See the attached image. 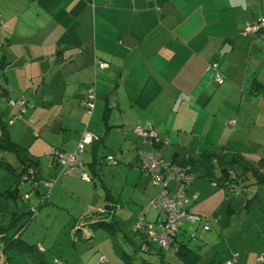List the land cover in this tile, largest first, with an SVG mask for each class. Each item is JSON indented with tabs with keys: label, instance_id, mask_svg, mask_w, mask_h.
<instances>
[{
	"label": "crops",
	"instance_id": "1",
	"mask_svg": "<svg viewBox=\"0 0 264 264\" xmlns=\"http://www.w3.org/2000/svg\"><path fill=\"white\" fill-rule=\"evenodd\" d=\"M261 18L264 0H0V122L11 141L26 149L36 173L19 178L23 165L0 151V161L12 169L0 167V228L15 222L0 236L27 223L18 240L41 249L45 261L50 247L60 252L52 259L61 264L126 262L129 256L113 236L140 250L143 241L133 226L131 234L122 228L135 224L158 194L137 158L148 146L133 134L137 126L151 127L165 161L216 154L247 178L246 192L233 195L209 183L221 177L217 158L214 175L194 173L185 191L186 209L217 221L206 232L200 225H182L174 249L188 245L199 257L196 264H226L233 256L235 264H259L264 206L255 205L264 186L256 184L251 169L264 163V40L243 31ZM216 73L223 78L220 84ZM93 84L95 109L87 129L95 141L82 155L88 183L58 176L49 156L53 150H75L87 121L80 101ZM11 99L24 101V112L8 106ZM16 114L20 118L10 123ZM109 158L116 163L107 164ZM56 176L46 189L43 182ZM67 197L73 198L70 205L64 203ZM107 204L116 207L107 220L112 235L103 230L108 248L101 238L96 243L95 230L102 229H91L98 221L94 214ZM29 209L32 219L25 220ZM60 210L67 212L63 227L73 229L71 237L64 235L61 242L59 229L53 243L30 244L28 235L55 223ZM158 217L154 209L144 215L147 222ZM7 244L0 237V264H33ZM103 248L109 252L101 263ZM147 249L149 257L165 263L164 251Z\"/></svg>",
	"mask_w": 264,
	"mask_h": 264
},
{
	"label": "built area",
	"instance_id": "2",
	"mask_svg": "<svg viewBox=\"0 0 264 264\" xmlns=\"http://www.w3.org/2000/svg\"><path fill=\"white\" fill-rule=\"evenodd\" d=\"M243 33L251 35H259L264 40V18L250 24L244 28ZM103 64H98V68L103 69ZM223 78L219 73L215 75V82L222 83ZM1 87V86H0ZM10 107H17L19 112H24L26 104L22 100H8ZM80 106L84 110L87 118L84 131L79 135L75 150L71 153L53 150L50 154V161L59 167V174L82 179L90 182L88 174L86 173L82 155L85 148L95 141V136L87 129L91 115L95 109V86L89 85L86 87L84 97L80 101ZM15 118H20L19 114ZM13 120L10 122L12 123ZM232 123V122H231ZM135 137L141 141L142 144L148 146V150H138L137 158L139 161L140 171L146 175L151 183L158 188L157 196L150 200L148 204L141 210L138 219L133 226V232L140 234L143 239L152 245L158 246L162 250H171L172 245L181 230L184 223L203 224V228L208 229L210 222L217 221L213 217H202L189 212L186 209L185 191L188 185L193 181V176L189 174V166L171 165L163 159L159 151L155 149L159 144L156 132L151 127H135L133 129ZM106 163L114 165L116 162L112 158L106 159ZM26 179L33 176V167L25 166ZM56 178L43 182L46 189H50L56 182ZM231 179H235L234 174L231 173ZM175 183V189L170 190V184ZM213 187L216 183L211 184ZM232 194H236L239 189L230 187ZM196 198V196L194 197ZM116 208V207H115ZM148 209H154L160 215L153 223H148L144 220V214ZM34 210V209H33ZM31 211L32 214L34 211ZM115 210V209H114ZM96 214H105L102 209ZM193 237V236H191ZM146 243L141 250L145 251ZM39 251H42L39 249ZM256 260L259 264H264V252L257 256ZM100 262L104 263L105 259L100 258ZM54 264H61L58 259L53 261ZM236 256H233L226 264H235Z\"/></svg>",
	"mask_w": 264,
	"mask_h": 264
},
{
	"label": "trees",
	"instance_id": "3",
	"mask_svg": "<svg viewBox=\"0 0 264 264\" xmlns=\"http://www.w3.org/2000/svg\"><path fill=\"white\" fill-rule=\"evenodd\" d=\"M149 1H153V0H149ZM97 67H98V65H97ZM15 116H17V114ZM142 145L144 146V144H142ZM158 147L159 146L155 147V149L157 151H159ZM0 151L13 154L16 157V159L23 165V170H20L19 174H18L19 178L21 176L25 175V173H26L25 166L26 165L31 166V167H33L35 165V163H33L32 161H29V158L27 155L28 153H27L26 149L11 141L9 134H8V131L6 129V126H5V124H3V122L2 123L0 122ZM215 159L217 160L216 162H218L221 177L218 180H212L209 183L210 184L216 183V185H215L216 187L223 188L226 192H228V194H232V192L230 191L231 186L239 189V191L236 193L237 195L243 194L244 192H246V187H242L243 186L242 183L247 180L245 175L244 174L239 175L238 173L235 172V168L233 167L234 164H232L231 160L225 161L224 157H220L216 154L201 156L200 158H197V159L186 158V159L180 160L179 162L174 161V162H168V163H170L171 165H178V166H182V167L183 166H189L190 167L189 174H191L193 176V180H194V173H196L197 171H202V173L204 174L205 177H209L211 175H214L213 174L214 168L212 167V161H214ZM0 167L5 168L9 171H12L11 167L4 161H0ZM251 171L253 173V177H254L256 184L264 186V163L258 162V165L255 168H252ZM231 173L234 174L235 179H231ZM35 174L36 173L33 170V176ZM236 194H233V195H236ZM42 197H47V194H44ZM255 197H256V195L254 194L251 199H253ZM114 209H115V205L107 204L105 207H103L105 214H101L100 216H99V214H94L95 217L98 218V221L91 224V229H94L95 227H99L101 229H104V230L111 232L112 231L110 229L111 224L108 223L107 220L112 218L114 211H115ZM28 216L32 219V212H28ZM198 216H200V215H198ZM209 217L216 218V216H213V215L209 216ZM30 218L28 220H30ZM158 218H160V215ZM144 220H145V218H144ZM148 223H153V222H148ZM210 223H209V225H210ZM26 225H27V223L22 225L20 228H18V230L15 231L14 234H12L10 236H7L6 234H2V236H0L2 239H4L6 241V243H8L6 245V248L17 247L19 250H21L22 252H25L32 259L33 264H54L53 261L55 259L51 263H48L47 261L43 260V258L41 256L42 253L39 252V248L35 247L34 245H26L21 240H18V234L25 228ZM195 225L203 226V224H199V223H196ZM14 227H15V222H12V224H10V226H8L7 229H4L3 227H1L0 230L8 231V230L14 229ZM135 234L139 235L142 238L143 245L146 243L145 251H142L141 250L142 247H141L140 248L141 252H143V253L148 252L147 248L149 246H151L152 244H148L140 234H138V233H135ZM111 235H112V232H111ZM177 238H178V235H177V237H176V239L172 245L171 250L174 251V254L177 257L180 264H196L199 257L197 255L196 251H194L193 249L188 247V245H186L184 243H178L176 245V248L174 249V246L178 241ZM3 247L4 246H2V248ZM5 250H7V249H5ZM162 251L163 250L160 249L159 253H162Z\"/></svg>",
	"mask_w": 264,
	"mask_h": 264
},
{
	"label": "rangeland",
	"instance_id": "4",
	"mask_svg": "<svg viewBox=\"0 0 264 264\" xmlns=\"http://www.w3.org/2000/svg\"><path fill=\"white\" fill-rule=\"evenodd\" d=\"M12 100V99H11ZM8 105V104H7ZM9 106V105H8ZM13 118L14 117H12L11 119L13 120ZM87 118L88 117H86V120H87ZM5 157H7V156H5ZM88 177H89V175H88ZM77 179H79V178H77ZM89 179L91 180V177H89ZM80 180V179H79ZM82 180V179H81ZM88 182V181H87ZM88 183H90V182H88ZM248 188H250V187H248ZM20 189H21V192L25 189L23 186H20ZM259 194V199H260V201L259 202H257L256 203V205L255 206H257V205H260V204H262V206H264V200H261L262 199V196H264V192H259L258 193ZM23 201H24V199L23 198H21ZM72 201H73V198H71V197H67L65 200H64V203H66V204H68V205H70L71 203H72ZM20 202V201H19ZM25 204H27V202H25ZM17 206H18V203H17ZM19 208H20V206H19ZM27 208H29V205H27ZM85 209H86V207H85ZM262 209V208H261ZM23 210V209H22ZM40 210V209H39ZM29 211H31V209H29ZM19 212V214H21L22 212L21 211H18ZM21 212V213H20ZM26 212V211H25ZM66 216H67V212L66 211H64V210H60V213L57 215V217L55 218V223H52V222H47V226H48V228H46V229H43V230H39V231H37V233L36 232H34L35 234H31V235H28V237H29V240H30V244H33V243H38V244H42L43 246H45L44 245V243L46 242V243H53L54 241H56V240H58L59 239V229H60V241L62 242V240H63V237H64V235H68V237H71L70 236V233H71V231L73 230L72 228H70V229H64V227H63V225L65 224V222L63 221L64 219H66ZM202 216V215H201ZM210 215H208V216H202V217H205V218H208ZM25 220H27V219H29L30 217L28 216V215H26V216H24L23 217ZM31 219V218H30ZM32 222V221H31ZM82 224V223H81ZM134 223H130V222H128V223H126V226L125 227H121L122 228V230L125 232V233H127V234H131V227L132 226H134L133 225ZM185 225L186 224H188V223H184ZM183 224V225H184ZM29 225V224H28ZM184 225V226H185ZM188 225H190V224H188ZM30 226H32V225H30ZM80 226V225H79ZM124 226V225H123ZM184 226H183V228H184ZM208 227H210V225H208ZM74 228V227H73ZM79 228H77V230H78ZM192 229H194V226L192 225V227H191V230ZM201 230V232L202 231H204V232H206V231H208V229H205V228H203V226H201V228H200ZM98 232H97V231ZM95 230V234L97 235V239H96V243H97V241L101 238V241L103 242V246H105V247H107L108 248V246H109V244L108 243H106L105 242V239H108V237H107V234L105 233V232H103V230L104 229H102V230H100V229H96ZM100 230V231H99ZM104 231H106V230H104ZM194 231V230H193ZM199 231V232H200ZM192 234H193V232H192ZM193 236V235H192ZM114 237V239H115V241L117 242L116 243V245H117V247L119 248V249H122V250H125V253L127 254V256H129V259L125 262V261H123L122 259H118L119 260V264H142V261H146V263H148V264H159V263H157L158 262V260H157V258H153L152 256L151 257H149L146 253H143V252H140L139 250H132V245H128V244H126V243H123V241H122V236H116V235H114L113 236ZM132 237V236H131ZM189 238H190V236H189ZM195 238V237H194ZM133 239V238H132ZM192 239V238H191ZM109 240V239H108ZM133 241V243L135 244V245H137L136 244V242H135V240H132ZM44 242V243H43ZM110 244H111V241H110ZM112 245V244H111ZM154 246H156V245H154ZM97 247V246H96ZM96 247H95V249L94 250H91V254H90V256H92V254L94 253V252H96L97 251V249H96ZM157 247V249H159V247L158 246H156ZM78 248V247H77ZM46 249H47V253L45 254V259L48 261V263H51L52 262V258H53V256H59L58 254H60V252L56 249V248H47L46 247ZM137 249H138V247H137ZM164 251V255H165V257H166V260H164L165 261V263H160V264H177L176 263V260H175V258H174V255H173V252L172 251H170V250H163ZM65 252V251H64ZM101 252H104V253H102V255L104 256L103 258L105 259V258H107L106 257V255L108 254V250H106V249H101ZM114 253V252H113ZM114 255H115V253H114Z\"/></svg>",
	"mask_w": 264,
	"mask_h": 264
},
{
	"label": "clouds",
	"instance_id": "5",
	"mask_svg": "<svg viewBox=\"0 0 264 264\" xmlns=\"http://www.w3.org/2000/svg\"><path fill=\"white\" fill-rule=\"evenodd\" d=\"M8 102V101H7Z\"/></svg>",
	"mask_w": 264,
	"mask_h": 264
}]
</instances>
